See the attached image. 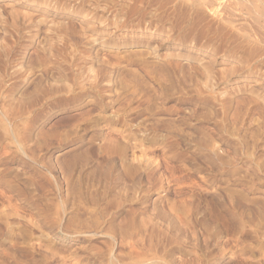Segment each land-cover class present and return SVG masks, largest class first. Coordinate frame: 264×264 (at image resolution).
<instances>
[{
    "label": "rangeland",
    "instance_id": "374dc122",
    "mask_svg": "<svg viewBox=\"0 0 264 264\" xmlns=\"http://www.w3.org/2000/svg\"><path fill=\"white\" fill-rule=\"evenodd\" d=\"M254 5L0 0V264H264Z\"/></svg>",
    "mask_w": 264,
    "mask_h": 264
},
{
    "label": "bare ground",
    "instance_id": "6f19581e",
    "mask_svg": "<svg viewBox=\"0 0 264 264\" xmlns=\"http://www.w3.org/2000/svg\"><path fill=\"white\" fill-rule=\"evenodd\" d=\"M248 1H249V0H248ZM246 2H247V1H246ZM257 5H259V4L257 3ZM257 5H256V6H257ZM250 6H251V5H250ZM254 6H255V5H254ZM256 6H255V7H256ZM259 6H260V5H259ZM262 7H263V6H262ZM262 7H260V9H259L258 6H257V8H258V10H259V12H258L259 14H261V12H262V13L264 12V9H263L264 7H263V8H262ZM249 8H250V7H249ZM257 8H256V10H257ZM250 9H251V8H250ZM250 11L252 12V11H254V10L251 9ZM250 11L248 10L247 12H250ZM256 12H257V11H256ZM250 14H255V13L252 12V13H250ZM250 14H249V15H250ZM256 14H257V13H256ZM256 14H255V15H256ZM263 14H264V13H263ZM261 16H263V15H261ZM263 17H264V16H263ZM249 18H251V17L249 16ZM261 18H262V17H261ZM255 19H256V23H258L257 21H258L260 18H259V19H258V18H255ZM257 19H258V20H257ZM253 21H255V20L253 19ZM259 21H260V20H259ZM234 22H235V21H234ZM254 23H255V22H254ZM259 24H260V23H259ZM255 25H256V24H254V26H255ZM257 25H258V24H257ZM261 25H262V24H261ZM252 26H253V25H252ZM258 26H259V25H258ZM256 27H257V26H256ZM251 28H252V27H251ZM242 29H243V28H242ZM261 29H262V28H261ZM261 29L259 28V31H260V32H262ZM256 30H257V28H256ZM259 31H257V34H256V35H258V32H259ZM254 32H255V31H254ZM254 32H253V33H254ZM262 33H263V32H262ZM262 33H261V35H262ZM259 36H260V35H259ZM262 37H263V36H262ZM262 37H260V38H262ZM256 39H257V38H256ZM260 40H261V39H260ZM263 41H264V40H263V38H262V42H263Z\"/></svg>",
    "mask_w": 264,
    "mask_h": 264
}]
</instances>
